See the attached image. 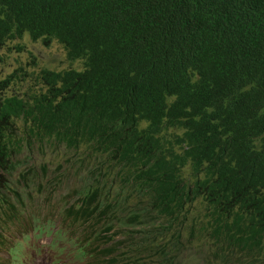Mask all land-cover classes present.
Masks as SVG:
<instances>
[{"label":"trees","instance_id":"1","mask_svg":"<svg viewBox=\"0 0 264 264\" xmlns=\"http://www.w3.org/2000/svg\"><path fill=\"white\" fill-rule=\"evenodd\" d=\"M67 167L52 206L107 264H264V0H0V264H25L7 224L39 230L27 202Z\"/></svg>","mask_w":264,"mask_h":264},{"label":"clouds","instance_id":"2","mask_svg":"<svg viewBox=\"0 0 264 264\" xmlns=\"http://www.w3.org/2000/svg\"><path fill=\"white\" fill-rule=\"evenodd\" d=\"M52 43H58V42L53 40L48 45H51ZM42 44L44 43L42 42ZM67 156L68 154L67 152H65L60 155V158L64 161ZM53 169H51L52 173L50 172L47 175L51 179L52 187L55 181L59 183V186L57 188H53V191L56 189V192L54 193V197L52 200H54V202L56 203L57 197L65 195L64 193L66 192V190H69V187L76 186L79 183V179H78V172L74 168H69V167L66 168L67 173L69 172L74 173L76 170L75 176L72 180H70L68 175L60 176V172L59 171L55 172ZM59 177L61 178V180ZM63 187L65 191L64 193L62 192L60 193V188ZM42 200L49 209L46 215H43L41 213L43 206L42 209L39 210V208H35L34 203L31 204L33 209H35L33 211L39 212L38 220H37L38 222L37 224L35 223V225H40L39 230H35L32 227L33 223L29 225L28 221L26 220H24V222L21 223L26 225L25 227H22V225L20 226L15 225L14 223L7 224L10 225V230H11L10 233H7L8 239L12 243H15V241L17 240H23L24 248L21 259L25 262V264H33V262L39 256L40 259L42 256L43 259L45 258L46 264H95V260H97V258L98 260L102 259L104 261L102 263H105V261L109 259V257L107 256H103V257L101 256L100 251H98L96 248L97 246L91 248L88 245L89 243H91L92 245L95 246L97 242L103 245L102 240L100 241L101 238H97L96 236L97 230L93 228L91 224H89L86 220H83L81 218H78L77 221H73L68 217H65L62 211H61L62 212L61 215H59V213L56 211L57 208H54L52 206V204L54 203L52 200L51 201L44 200L43 197ZM70 202L73 201L70 199ZM43 226H47V227L51 226L52 233L49 234L47 231L45 232L40 231L42 230ZM75 229H78L79 232L74 231ZM22 231H24V233H22ZM111 231H113V229H111ZM42 236H43V244H38L37 240ZM44 236H47L48 238ZM42 247H44V249H42ZM0 250L4 252V255L2 256L0 255V260H1L2 258H5L7 255L5 251H3L1 248ZM46 250H48V252ZM172 254L174 253H168L165 257L160 258L158 262L161 264H166V262L168 264H215L211 262L212 258L205 260L201 254H198L196 256L194 252L191 250H189L188 252L186 250H183L180 253V255L176 256V259L179 261V263H175L173 260H171L169 255ZM49 255H51L52 257H49ZM154 255L158 259V255L157 254ZM139 264H144L143 260ZM228 264H242V263H237V262L233 263V260H230Z\"/></svg>","mask_w":264,"mask_h":264},{"label":"rangeland","instance_id":"3","mask_svg":"<svg viewBox=\"0 0 264 264\" xmlns=\"http://www.w3.org/2000/svg\"><path fill=\"white\" fill-rule=\"evenodd\" d=\"M27 43V49H31L39 58V65L40 66H43V64H45L46 62H53L54 65H57V67H61L63 65H68V61H66L65 59V53H64V50L62 48V46L58 43H52L51 45H44L42 44V42L40 41H37V42H30L28 41V39H26L24 41V43ZM25 55H26V52H20V58L22 59L21 63H24L26 61L25 59ZM24 59V60H23ZM61 61H63L62 63H60ZM53 65V64H52ZM16 64L15 62L13 61V57H10V63L7 65L5 71L8 72V71H11V70H14ZM43 158V152H41L39 150V152H35V155L34 157L32 158V160L30 161L31 164H34V168H38V166L36 165L37 163V158ZM25 169V168H23ZM37 186H35V189H33L34 191H36V188ZM24 190V188H23ZM23 190H21L23 192ZM65 189L64 187L63 188H60V193H64ZM40 194V193H39ZM38 193L34 194L35 195V198L32 199L34 202V206L35 208H39V210L42 209V206H43V209L41 210L42 214L43 215H46L47 211H49V209L47 208V206L44 204L43 205V200H42V197L39 196ZM54 202V200H52ZM28 204V207H31L32 203L30 204L29 202L27 203ZM61 207H62V204L57 207L56 211L59 213V215H61ZM74 231L76 232H79L78 229H75ZM44 237H47V236H44ZM48 238V237H47ZM38 244H43V236L38 238L37 240ZM42 249H44V247H42ZM79 250V249H78ZM48 252V250H46ZM50 253V251H49ZM46 254V253H45ZM0 255H4V252H2L0 250ZM49 257H52L51 255H49ZM33 264H46L45 263V258L43 259V256L41 257L40 259V256L33 262Z\"/></svg>","mask_w":264,"mask_h":264}]
</instances>
